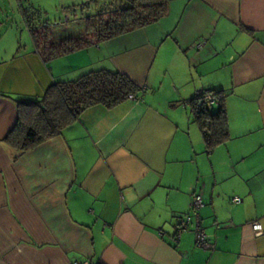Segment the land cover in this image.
I'll use <instances>...</instances> for the list:
<instances>
[{
    "label": "crops",
    "instance_id": "0c3cea01",
    "mask_svg": "<svg viewBox=\"0 0 264 264\" xmlns=\"http://www.w3.org/2000/svg\"><path fill=\"white\" fill-rule=\"evenodd\" d=\"M167 3L98 44L0 59V264H264V0ZM99 69L127 75L142 101L92 106L20 155L3 141L17 100ZM200 88L225 94L229 139L210 152L188 102ZM194 194L209 248L193 225L172 239Z\"/></svg>",
    "mask_w": 264,
    "mask_h": 264
},
{
    "label": "trees",
    "instance_id": "16d2710c",
    "mask_svg": "<svg viewBox=\"0 0 264 264\" xmlns=\"http://www.w3.org/2000/svg\"><path fill=\"white\" fill-rule=\"evenodd\" d=\"M167 2L105 0L96 22L85 20L83 34L57 42L51 41L49 33L36 31L33 27L35 17L29 10L22 11L34 47L44 58L51 59L152 25L167 15ZM140 92H143L142 87L127 75L106 69L89 71L71 81H56L38 99L16 101L17 121L3 141L16 151V155H20L59 135L84 110L96 105L109 109L127 100L128 95H139ZM209 92L213 99L210 104L197 94L188 102L205 147L210 152L229 139V129L224 91L210 89Z\"/></svg>",
    "mask_w": 264,
    "mask_h": 264
},
{
    "label": "rangeland",
    "instance_id": "374dc122",
    "mask_svg": "<svg viewBox=\"0 0 264 264\" xmlns=\"http://www.w3.org/2000/svg\"><path fill=\"white\" fill-rule=\"evenodd\" d=\"M20 1L21 4L19 0H0V59L15 57L33 46L23 9L29 10L35 17L33 27L36 31L49 33L51 41L57 42L83 34L85 20L92 19V22H96L105 0Z\"/></svg>",
    "mask_w": 264,
    "mask_h": 264
},
{
    "label": "built area",
    "instance_id": "2783aa9c",
    "mask_svg": "<svg viewBox=\"0 0 264 264\" xmlns=\"http://www.w3.org/2000/svg\"><path fill=\"white\" fill-rule=\"evenodd\" d=\"M197 49H202L205 46V39L199 40L195 44ZM143 89V88H142ZM197 95H202L204 100L210 104L213 99L210 95L208 89L200 88L196 92ZM128 100L132 102H140L142 101V92L139 95L130 94L127 97ZM240 198L234 197L232 198L233 203H239ZM203 201L200 194H194L191 200V207L193 211L194 220L192 222V217L189 214H181L176 217L175 225H174V233L172 239L177 241L180 239L181 235L188 230L190 225H193V234L195 239L196 246L200 248H209L212 247L211 242L209 241L208 235L206 234L204 228L200 222L199 209L202 207ZM252 228L254 230H260L261 225L259 222L252 223ZM72 264H88L85 261H74Z\"/></svg>",
    "mask_w": 264,
    "mask_h": 264
}]
</instances>
